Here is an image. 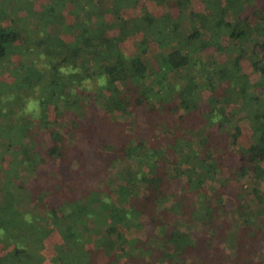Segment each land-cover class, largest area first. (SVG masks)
I'll list each match as a JSON object with an SVG mask.
<instances>
[{
	"label": "trees",
	"instance_id": "1",
	"mask_svg": "<svg viewBox=\"0 0 264 264\" xmlns=\"http://www.w3.org/2000/svg\"><path fill=\"white\" fill-rule=\"evenodd\" d=\"M0 264H264V0H0Z\"/></svg>",
	"mask_w": 264,
	"mask_h": 264
},
{
	"label": "rangeland",
	"instance_id": "2",
	"mask_svg": "<svg viewBox=\"0 0 264 264\" xmlns=\"http://www.w3.org/2000/svg\"><path fill=\"white\" fill-rule=\"evenodd\" d=\"M157 13H158V11H157ZM244 128H245L244 132L247 133V132L249 131V127L247 126L246 123H245V125H244ZM237 159H238V158H237ZM227 161H229V160H227ZM231 162L235 163V161H233V160H231ZM237 162H238V161H237ZM49 168L54 169V170H56V171L58 170V169H57V166H51V167H49ZM47 170H50V169H47ZM226 195H227V197H229L230 199H234V198L236 197V195H237V191H236L235 187L230 188V189L227 191Z\"/></svg>",
	"mask_w": 264,
	"mask_h": 264
}]
</instances>
